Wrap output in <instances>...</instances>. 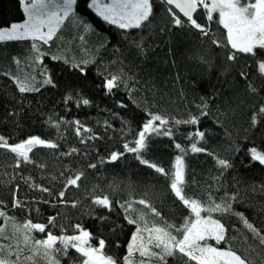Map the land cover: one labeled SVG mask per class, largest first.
Wrapping results in <instances>:
<instances>
[{
  "label": "trees",
  "instance_id": "1",
  "mask_svg": "<svg viewBox=\"0 0 264 264\" xmlns=\"http://www.w3.org/2000/svg\"><path fill=\"white\" fill-rule=\"evenodd\" d=\"M88 3L90 0H78L79 19L65 21L49 44L36 42L41 51L47 53L42 63L32 62L30 41L0 46V135L9 145L22 143L32 136L58 144L55 149L35 146L28 153L33 163L21 160L19 167L17 154L0 148L2 210L18 225L29 219L33 223L48 224V218L55 216L56 227L50 226L49 230L57 236L79 234L74 226L80 224L93 237L105 239L104 253L117 260L127 254V244L136 231V225L127 223L117 201L143 199L153 206L160 212V218L154 217L147 207L133 204L134 209L143 211L149 227L153 222L161 224L162 221L181 225L192 214L174 198L170 181L141 165L133 153L123 148L125 143L134 144L149 118L148 113H152L169 118L167 127L172 128L173 136H152L144 158L169 171L175 156L180 155L174 144L190 149L195 138L189 140L188 135L204 131L205 139L199 141L198 146L207 148L213 155L189 153L185 156V180L188 184L193 179L196 181L195 185L185 188L186 193L192 198H201L207 192H212L213 197L222 195L223 189L215 191L219 186L216 177L220 175L216 158H230L234 167L223 174L220 183L226 181L230 193L239 190L245 202L238 210L264 231V195L251 191V186L264 184V166L252 162L248 152L252 147L264 151V114L258 112L259 107L264 106V75L258 70V62L264 61V55L257 49L256 57L239 53L237 61H228L230 48L217 47L211 41L212 33L221 41L226 35V30L217 23L216 13L210 22L209 36H203L191 27H174L166 11L168 6L162 0H153L154 18L147 27L120 30L87 8ZM195 17L198 23L209 26L202 9ZM23 19L18 0H0V24ZM133 41H139L142 52ZM52 55L64 59L53 61ZM15 59L21 61L19 68ZM76 64L85 68L86 75ZM44 69L48 70L47 75L52 77L55 87L43 85L39 92L20 93L12 76L5 74L30 73L39 84L45 78ZM241 71L247 73V80L240 76ZM111 75L123 76L127 87L114 88L109 93L104 83ZM248 83L258 92H250ZM82 99H88L90 104L78 107L77 101ZM120 103L126 107H120ZM204 104H207L208 115L201 116L198 125L172 124L173 120L199 115ZM253 117H256L255 124ZM77 120L83 126L79 134L74 124ZM57 123L59 128L54 127ZM84 128L90 132H84ZM81 138L85 142L82 143ZM234 147L240 150L233 151ZM73 149L76 152L67 155ZM112 152H124V156L109 163ZM89 164L97 167L90 168ZM81 173L78 186L67 184ZM42 188L50 189L52 195L41 191ZM60 191H65L66 203H61ZM14 194L22 206L13 207ZM104 196L113 202L114 211L93 204L94 198ZM101 217L108 219L101 220ZM222 222L229 228L228 235L234 237L231 242L238 253L256 259L258 246L255 252L245 251L253 240L243 224L235 217H225ZM0 225L10 238L0 243L19 242L23 246L22 233L14 232L2 219ZM31 235L35 239L46 238L45 233L33 231ZM90 243L98 247L96 239ZM209 243L215 244L214 241ZM218 247L223 249L226 245L221 243ZM3 254L6 256L7 252ZM30 255L31 249L25 247L19 264L47 263L39 256L34 262L24 259ZM78 255L70 248L60 264H79ZM166 259L167 264L188 261L182 254ZM153 264L159 262L153 261Z\"/></svg>",
  "mask_w": 264,
  "mask_h": 264
},
{
  "label": "snow or ice",
  "instance_id": "2",
  "mask_svg": "<svg viewBox=\"0 0 264 264\" xmlns=\"http://www.w3.org/2000/svg\"><path fill=\"white\" fill-rule=\"evenodd\" d=\"M18 3L25 19L21 22H9L7 25L0 24V46L10 42L30 41L32 62L41 61L42 63L43 59L47 57V53L41 51L36 42L49 44L65 21L70 22L71 19H79L77 16L78 0H18ZM162 3L168 6L166 11L170 15L174 27L181 29L191 27L199 30L203 36H209L213 14L218 13L217 23L226 30V35L221 41L215 33H212L211 41L217 47L230 48L231 51L226 57L228 61H237L239 53L256 57L258 55L257 49L260 50L261 55H264V0H162ZM173 6L186 19H181L180 15L174 11ZM87 8L93 10L97 16L109 25H115L120 30H140L147 27V24L151 23V19L154 18L153 0H90ZM198 8L206 13L205 18L209 22V26L206 27L197 22L198 17H194V13L197 12ZM81 23L83 24V21ZM133 44L138 50L143 51L139 41H133ZM50 59L55 61L64 58L52 55ZM14 62L19 68L21 65L20 59H15ZM64 62L68 63L66 59ZM83 63H87V61ZM75 67L86 75V70L81 64H76ZM258 70L261 75H264V61L258 62ZM47 73L48 70L44 69L42 74L45 78L39 81V84L30 73L28 75L20 73L16 75L12 73L5 74L12 76L13 82L17 84L20 93H26L39 92L40 86L43 85L55 87L52 77ZM240 76L247 80L246 72L241 71ZM121 86L127 87L125 78L121 75H111L104 83V87L109 93L114 88L118 89ZM247 88L252 93L258 92V89L253 87L251 83H248ZM68 99L71 100L72 97ZM81 104L87 106L90 101L88 99L78 100L77 106L79 107ZM119 106L126 107L123 103H120ZM206 109L207 104H204L199 115H190L185 120L176 119L172 121V124L198 125L200 117L208 115ZM258 112L264 114V106H260ZM148 116L147 122L143 123L142 129L138 132L134 144L130 146L129 143H125L123 148L126 152L133 153L135 159L141 165L153 169L156 173L168 179L170 181V191L174 198L184 208L189 209L192 216L185 219L181 225L162 221L161 224L153 222L152 226L149 227V222L146 220L143 211L134 209L133 204L138 203L147 207L154 217L160 218V212L153 206L143 199L139 201H117L116 203L125 213L127 223L136 225V231L127 244V254L121 260H117L113 256L104 253L105 239L93 237L90 231L85 230L80 224L74 226V230L78 231L79 234L57 236L49 230L50 226L52 228L56 227L55 216L48 218V224L33 223L29 219L22 225H18L14 218L9 217L2 210V205H0V219L10 225L14 232L23 234V246L19 242L0 243V264H19L25 247L31 249L32 255L24 257V259L34 262V258L39 256L44 258L48 264H60V259L67 256L70 248L79 254L77 257L79 264H153V261L159 262V264H167L166 258L176 254L186 256L188 258L186 264L191 261H195L196 264H257V260H259V264H264V231L251 223L243 211L238 210L239 206L245 202V197L240 195L239 190L230 193L227 182L220 183L223 174L234 167L231 159L216 158L220 175L216 177L219 186L215 188V191L220 192L223 189V194L213 197L212 192H207L201 198H192L191 195L186 193L185 188L195 185L196 181L193 179L191 184H188L185 180V156L189 153L213 155L207 148L198 146L199 141L205 139V132L197 130L188 135L187 139L189 140L195 138L190 145V149L182 147L180 143H175L174 147L179 150L180 155L175 156L172 169L166 171L165 168L145 159L144 153L149 150V141L152 136L162 135L171 138L173 130L171 127H167L169 118L152 113H148ZM255 123L256 117H253V124ZM74 124L77 125L76 132L79 134L81 127H83L82 123L77 120L74 121ZM54 127L59 128L60 124L57 123ZM83 130L86 133L90 132V129L87 128ZM81 142H85L83 138H81ZM38 145L49 149L58 147V144L39 136H32L22 143L9 145L6 138L0 135V148L16 153L20 158L17 161V167L20 166L21 160L26 164L33 163L28 153ZM239 150L238 147L233 148V151ZM75 152L76 149H73L67 155H72ZM248 152L252 162H258L264 166V151L252 147ZM123 156L124 152H112L107 162H117ZM89 167L96 168L97 165L89 164ZM81 176L82 173L77 174L74 179L68 180L67 184L78 186L77 181L81 179ZM235 183H239V181H235ZM33 187H36V185H33ZM40 190L47 192L49 196L52 195L51 190L48 188ZM251 191L253 193L259 191L264 195V184L259 185V187L251 186ZM64 195L65 191L58 193L61 203H66L63 200ZM45 203H48V201H45ZM93 204L102 206L110 212L115 210L113 202L107 196L94 198ZM20 206H22V202L17 200L14 194L13 207ZM72 206L75 207L76 203L73 202ZM202 213L205 215H202ZM214 214L216 215L214 216ZM225 217H235L251 234L253 243L249 244L245 251L255 252L258 246L259 252L256 259L251 255L238 253L235 249L231 242L234 237L228 235L229 228L222 222ZM100 219L107 220L108 218L101 217ZM33 231L45 233L46 238L35 239L31 235ZM61 231L63 232V229ZM142 233L148 234L147 239ZM92 239L98 241V247L90 243ZM0 240L10 241V238L5 234L3 225H0ZM209 241H214L215 244L209 243ZM221 243H224L226 247L223 249L218 247ZM116 246L119 247V244H116ZM153 249H159L160 251H154ZM5 251L7 252L6 256L3 254ZM137 253L138 257L136 256ZM13 256L16 257L15 260L12 259ZM68 258L69 260L72 259L71 257Z\"/></svg>",
  "mask_w": 264,
  "mask_h": 264
},
{
  "label": "water",
  "instance_id": "3",
  "mask_svg": "<svg viewBox=\"0 0 264 264\" xmlns=\"http://www.w3.org/2000/svg\"><path fill=\"white\" fill-rule=\"evenodd\" d=\"M173 8H174V6H173ZM174 10L183 18V19H186V18H184L183 17V15H182V13H179V10L178 9H175L174 8ZM200 10V8H198V10H197V12L196 13H194V17H195V15L198 13V11ZM33 148H35V147H33Z\"/></svg>",
  "mask_w": 264,
  "mask_h": 264
},
{
  "label": "rangeland",
  "instance_id": "4",
  "mask_svg": "<svg viewBox=\"0 0 264 264\" xmlns=\"http://www.w3.org/2000/svg\"><path fill=\"white\" fill-rule=\"evenodd\" d=\"M46 30V29H45ZM57 34V33H56ZM55 36V35H54ZM203 215V214H202ZM144 236H145V238L147 239V233H142ZM153 250H155V249H153ZM156 250H158V249H156ZM15 257V256H14ZM46 264H48V262L46 263Z\"/></svg>",
  "mask_w": 264,
  "mask_h": 264
},
{
  "label": "flooded vegetation",
  "instance_id": "5",
  "mask_svg": "<svg viewBox=\"0 0 264 264\" xmlns=\"http://www.w3.org/2000/svg\"><path fill=\"white\" fill-rule=\"evenodd\" d=\"M214 14H215V13H214ZM214 14H213V15H214ZM216 14H218V13H216Z\"/></svg>",
  "mask_w": 264,
  "mask_h": 264
}]
</instances>
